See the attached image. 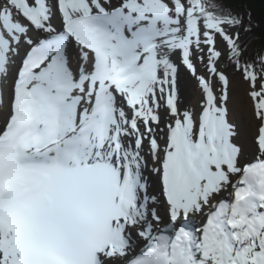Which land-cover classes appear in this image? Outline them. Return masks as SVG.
I'll list each match as a JSON object with an SVG mask.
<instances>
[{
  "label": "snow or ice",
  "instance_id": "6c2138e0",
  "mask_svg": "<svg viewBox=\"0 0 264 264\" xmlns=\"http://www.w3.org/2000/svg\"><path fill=\"white\" fill-rule=\"evenodd\" d=\"M0 264H264V0H0Z\"/></svg>",
  "mask_w": 264,
  "mask_h": 264
},
{
  "label": "bare ground",
  "instance_id": "6f19581e",
  "mask_svg": "<svg viewBox=\"0 0 264 264\" xmlns=\"http://www.w3.org/2000/svg\"><path fill=\"white\" fill-rule=\"evenodd\" d=\"M236 119L238 122H240L242 125L245 123L247 120V111L244 108L243 105L237 107L236 109Z\"/></svg>",
  "mask_w": 264,
  "mask_h": 264
},
{
  "label": "trees",
  "instance_id": "16d2710c",
  "mask_svg": "<svg viewBox=\"0 0 264 264\" xmlns=\"http://www.w3.org/2000/svg\"><path fill=\"white\" fill-rule=\"evenodd\" d=\"M254 8H255L256 15H257V19H259V12H260L259 5H255Z\"/></svg>",
  "mask_w": 264,
  "mask_h": 264
}]
</instances>
